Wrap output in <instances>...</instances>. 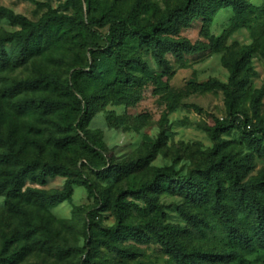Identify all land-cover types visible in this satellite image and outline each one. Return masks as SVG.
Segmentation results:
<instances>
[{"label": "rangeland", "instance_id": "rangeland-1", "mask_svg": "<svg viewBox=\"0 0 264 264\" xmlns=\"http://www.w3.org/2000/svg\"><path fill=\"white\" fill-rule=\"evenodd\" d=\"M184 0H93L90 10L84 6V18H120L132 15L142 25H149L165 15ZM250 7L244 18L236 16L233 7L218 9L208 28L203 18L181 26L175 38L191 43H203L206 49L178 58L172 52L165 57L171 66V76L164 75L153 58L150 49L131 37L120 43L131 64L128 71L144 80L143 84L122 85L123 92L138 93L140 100L134 105H118L110 102L99 111L88 129L102 139L114 162L128 163L141 158L149 159L139 170L129 173L108 170V159L93 155L76 136V113L71 108L72 94L67 86L54 85L24 87L12 92L11 88L41 73L55 74L62 81L71 75V67L86 63L96 64L92 77L82 76L86 90L97 92L116 78L114 56L106 51L105 41L96 34H107L113 21L105 26L86 27L80 18V0H0V8H6L31 21L38 22L51 13L77 17L81 30L73 28L69 36H52L33 50L27 60L19 54L20 42L6 44L5 59H0V122L3 134L0 152L17 150L22 158L42 162L65 164L77 171L75 176L57 175L46 183L28 179V187L54 194L65 188L68 180L88 178L99 191L112 201L122 189L137 187L153 175L155 167H170L179 176H186L197 168L209 164L215 145L211 137L214 117L227 116L226 96L220 88L200 89L198 85L209 82H227L229 70L224 64L234 43L250 44L258 39L264 29V0H247ZM88 22L86 21V24ZM21 26L0 15V35L14 33ZM222 37L220 49L211 46L212 40ZM76 39L77 42H73ZM77 43V44H76ZM97 45L96 62L90 59V47ZM89 57V60H88ZM6 60V62H5ZM255 74L250 79L246 94L240 101L242 113L253 122L264 119V97L256 116L252 95L256 89L264 90V59L253 58ZM88 70L87 68L85 69ZM158 75V84L148 77ZM45 98L56 102L53 110H33L26 100ZM119 121L122 123L120 124ZM262 137V136H260ZM68 138L66 146L59 144ZM225 151L244 160L245 180L264 175V157L253 152L242 140L239 130L220 135ZM264 140V138H263ZM87 161H90L88 163ZM10 168L18 169L16 164ZM8 168L0 165V181ZM105 170V177L98 175ZM153 202L159 209L150 207L144 198L127 196L130 201L127 222L138 224L151 218L179 228L178 238L188 250H202L206 263L264 264V248L256 244L241 248L244 260L228 256L230 246L226 242L224 225L218 215L210 214L203 206L184 195L169 191L153 192ZM231 202V200H229ZM27 215L9 209L6 194L0 190V264H83L85 253L103 264H176L173 256L161 241L152 237L139 240L127 236L116 244L137 253L135 257H122L110 252L103 244L95 248L88 244L86 223L89 215L96 214L95 235L103 237L104 230L116 222L109 206H100L85 184L73 183L68 198L56 206L44 207L33 200L22 201ZM193 216L200 223L196 228L184 215ZM237 219L244 225V213L238 211ZM207 221L212 228H205Z\"/></svg>", "mask_w": 264, "mask_h": 264}, {"label": "trees", "instance_id": "trees-1", "mask_svg": "<svg viewBox=\"0 0 264 264\" xmlns=\"http://www.w3.org/2000/svg\"><path fill=\"white\" fill-rule=\"evenodd\" d=\"M93 0H80V18L86 27L90 25L105 26L114 22L107 34L95 31L105 41V49L114 56L116 65V78L107 83L105 87L97 92L86 90L82 82V76L92 77L96 73V64L86 63L71 67V75L62 81L55 74L41 73L36 78H29L11 88L12 92L22 90L24 87H42L54 85L58 87L67 86L72 94L71 108L76 113V136L84 146L98 159H108V170L120 171L123 173L133 172L144 167L149 159L141 158L128 163L114 162L113 155L105 146L102 139L93 135L88 126L94 116L110 102L121 105H134L140 100L138 93L123 92L119 89L122 85L134 86L143 84L144 80L128 71L131 64L130 59L120 48V43L125 37H131L144 46H147L156 63L164 70V75L171 76V66L165 55L172 52L178 58L185 54H194L206 49L203 43L193 44L184 38H175L181 26L188 25L192 20L203 18L205 28L212 22L214 13L220 8L233 7L236 16L244 18V12L250 7L247 0H184L179 5L169 10L165 15L155 22L145 26L132 15H127L117 21L112 16H103L101 19L94 17L84 18V6L90 10ZM0 15L19 24L21 30L0 35V59H5L6 44L12 41L20 42L19 54L23 60H27L33 50L40 48V45L48 41L52 36H69L71 29L81 30L77 23V17L67 14L51 13L38 22L15 14L13 11L0 8ZM86 21L88 22L86 24ZM77 42L76 39H74ZM223 38L218 37L211 42V46L220 49ZM77 44V43H76ZM99 46L90 47V59L96 62ZM258 54L264 59V29L261 36L250 44L234 43L224 64L229 70L227 82L216 81L198 85L200 89L217 87L223 90L226 96L227 116L223 118L214 117L215 125L211 129V137L215 142L209 157V164L204 168H197L186 176H179L170 167H155L151 178L141 182L137 187H129L119 191L118 195L110 199L92 184L91 180H68L65 188L54 194L41 189L28 187L24 190L28 179L46 183L50 177L57 175L75 176L77 171L65 164L54 162H42L39 159L28 160L22 158L17 150L0 152V165L8 168L6 176L0 181V190L7 196V204L10 210L15 213L27 215L22 207V201H31L44 207H53L69 197L72 192L73 183L85 184L95 196L98 205L112 208L116 218L113 226L104 230L103 237L95 235L93 225L96 223V214L92 212L86 223V234L90 241L88 244L95 248L96 243L103 244L110 252L122 257H135L137 253L128 248L121 247L116 241L127 236H135L139 240L150 237L165 244L176 264H207L205 254L202 250H188L178 238L179 228L173 225L164 224L160 219L151 218L138 224L127 222L130 201L127 196L144 198L150 207L159 209L153 202L152 193L169 191L184 195L193 202L203 206L210 214L218 215L224 225L226 242L230 246L228 256L244 260L241 248L249 249L256 244L264 248V175L253 176L245 180L244 160L227 152L220 140L222 133L237 129L241 133L242 140L252 148L253 152L264 157V119L257 118L253 122L249 115L241 112L239 104L246 94L250 79L255 74L253 58ZM89 60V57H88ZM6 62V60H5ZM88 69L87 71L85 69ZM158 84L159 76L148 77ZM263 89H256L252 95V106L256 116L260 111ZM26 105L33 110H53L56 102L45 98H32L26 100ZM121 124L122 122L119 121ZM262 136V137H260ZM3 134L0 122V140ZM68 138H63L59 144L66 146ZM91 164L90 161H87ZM12 164L19 166L18 169L10 168ZM98 175L105 177V170H98ZM231 200V202L229 201ZM244 213V225L237 219V212ZM184 215L196 227H200L199 221L193 216ZM205 228H212L209 222L204 220ZM83 264H103L93 258L92 253H85ZM209 264H217L211 260Z\"/></svg>", "mask_w": 264, "mask_h": 264}]
</instances>
